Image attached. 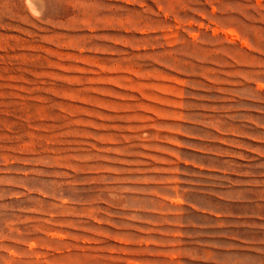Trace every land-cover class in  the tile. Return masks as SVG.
Listing matches in <instances>:
<instances>
[{
    "label": "rangeland",
    "instance_id": "374dc122",
    "mask_svg": "<svg viewBox=\"0 0 264 264\" xmlns=\"http://www.w3.org/2000/svg\"><path fill=\"white\" fill-rule=\"evenodd\" d=\"M0 264H264V0H0Z\"/></svg>",
    "mask_w": 264,
    "mask_h": 264
}]
</instances>
